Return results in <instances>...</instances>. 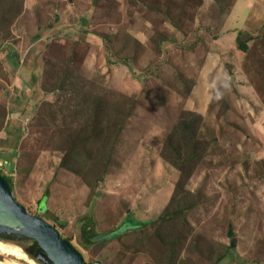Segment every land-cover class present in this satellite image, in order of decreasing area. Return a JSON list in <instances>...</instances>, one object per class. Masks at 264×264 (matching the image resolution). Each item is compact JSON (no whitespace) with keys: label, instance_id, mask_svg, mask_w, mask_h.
Here are the masks:
<instances>
[{"label":"rangeland","instance_id":"obj_1","mask_svg":"<svg viewBox=\"0 0 264 264\" xmlns=\"http://www.w3.org/2000/svg\"><path fill=\"white\" fill-rule=\"evenodd\" d=\"M241 1L0 0V176L86 264H264V0Z\"/></svg>","mask_w":264,"mask_h":264},{"label":"water","instance_id":"obj_2","mask_svg":"<svg viewBox=\"0 0 264 264\" xmlns=\"http://www.w3.org/2000/svg\"><path fill=\"white\" fill-rule=\"evenodd\" d=\"M0 236L7 237H0L5 242L22 241L20 238L33 240L39 249L34 259L38 264H86L79 252L61 239L55 228L41 218L29 214L14 200L10 187L1 176Z\"/></svg>","mask_w":264,"mask_h":264},{"label":"bare ground","instance_id":"obj_3","mask_svg":"<svg viewBox=\"0 0 264 264\" xmlns=\"http://www.w3.org/2000/svg\"><path fill=\"white\" fill-rule=\"evenodd\" d=\"M12 256L17 259L25 260L29 264H37L34 260L28 258L25 253L17 246L6 244L0 241V255ZM4 257V256H3ZM11 257V258H12ZM0 264H8L6 260H0ZM13 264V263H12Z\"/></svg>","mask_w":264,"mask_h":264},{"label":"trees","instance_id":"obj_4","mask_svg":"<svg viewBox=\"0 0 264 264\" xmlns=\"http://www.w3.org/2000/svg\"><path fill=\"white\" fill-rule=\"evenodd\" d=\"M238 48L239 49H241L242 51H245L246 50V46H245V44H243V43H240V42H238ZM1 237V236H0ZM12 237H15V236H12ZM2 238V237H1ZM21 240H24V239H22V238H20ZM62 239V238H61ZM63 240H65V239H63ZM25 241H28L29 242V244H30V246L28 247V248H26V249H24L25 250V252L29 255V257L30 258H32V259H35V255L37 254V252H39V249H37L36 248V244H35V242L33 241V240H25ZM66 241V240H65ZM68 242V241H67ZM69 243V242H68ZM69 245H71L70 243H69ZM72 246V245H71ZM73 247V246H72ZM74 248V247H73ZM36 249V250H35ZM93 264V263H92Z\"/></svg>","mask_w":264,"mask_h":264},{"label":"crops","instance_id":"obj_5","mask_svg":"<svg viewBox=\"0 0 264 264\" xmlns=\"http://www.w3.org/2000/svg\"><path fill=\"white\" fill-rule=\"evenodd\" d=\"M247 0H243V1H241V3H239L237 6H236V11H242L243 9H245V11H246V9L248 8V7H246L247 5H249V4H247V2H246ZM255 5V4H254ZM226 27H228L229 28V26L227 25ZM229 29H231V28H229ZM232 36V35H231ZM227 38H229L230 39V35L229 36H226ZM226 38V40H228ZM225 40V41H226ZM231 40H233V38L231 37ZM202 80V79H201ZM202 82H203V80H202ZM201 86H202V84H201Z\"/></svg>","mask_w":264,"mask_h":264},{"label":"flooded vegetation","instance_id":"obj_6","mask_svg":"<svg viewBox=\"0 0 264 264\" xmlns=\"http://www.w3.org/2000/svg\"><path fill=\"white\" fill-rule=\"evenodd\" d=\"M1 237H2V238H7V237H4V236H1ZM11 238L15 239L16 237H12V236H11Z\"/></svg>","mask_w":264,"mask_h":264}]
</instances>
